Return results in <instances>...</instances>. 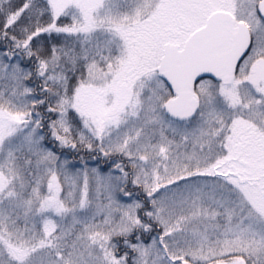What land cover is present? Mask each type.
<instances>
[{"label":"snow or ice","instance_id":"obj_1","mask_svg":"<svg viewBox=\"0 0 264 264\" xmlns=\"http://www.w3.org/2000/svg\"><path fill=\"white\" fill-rule=\"evenodd\" d=\"M0 264H264V0H0Z\"/></svg>","mask_w":264,"mask_h":264}]
</instances>
